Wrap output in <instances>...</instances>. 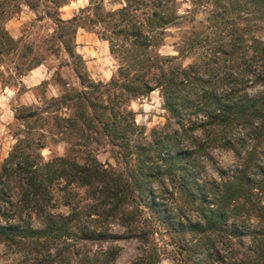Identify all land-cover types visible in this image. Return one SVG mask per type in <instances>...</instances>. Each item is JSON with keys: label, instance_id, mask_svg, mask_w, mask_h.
Returning a JSON list of instances; mask_svg holds the SVG:
<instances>
[{"label": "trees", "instance_id": "16d2710c", "mask_svg": "<svg viewBox=\"0 0 264 264\" xmlns=\"http://www.w3.org/2000/svg\"><path fill=\"white\" fill-rule=\"evenodd\" d=\"M89 3L86 22L54 20L79 88L13 109L14 144L0 160L10 264H116L123 239L143 245L128 264H158L156 236L171 242V264H264V0H189L182 14L176 0ZM98 25L118 60L105 83L75 51L77 29ZM169 29L175 53L161 54ZM15 48L0 23V55ZM154 91L164 122L146 134L129 103ZM60 142L63 155L43 157Z\"/></svg>", "mask_w": 264, "mask_h": 264}, {"label": "rangeland", "instance_id": "374dc122", "mask_svg": "<svg viewBox=\"0 0 264 264\" xmlns=\"http://www.w3.org/2000/svg\"><path fill=\"white\" fill-rule=\"evenodd\" d=\"M90 0H68L67 4L56 10L53 5L42 0H8L7 18L0 14V23L16 42L15 50L5 51L0 55V160L5 158L14 144L12 138L14 123V108L21 105H32L43 98L61 96L67 87L79 88L75 75L76 66L62 50V45L56 39L55 18L67 20L78 17L77 22H86L94 18V11L87 10L92 5ZM101 10H115L122 6L123 0H92ZM179 13L189 7V0H176ZM30 4L34 9H30ZM92 8V7H91ZM17 12V13H16ZM204 14L199 11L194 17V25H200ZM101 26L78 28L75 34V51L83 61L87 77L94 82H108L117 73L118 60L109 52L108 44L102 40ZM169 34L161 54H174L173 43L176 39V29H169ZM264 39V35H262ZM40 64L34 71H28L32 65ZM82 64V62H81ZM38 88V89H37ZM129 109L134 113L135 123L150 130L164 122L165 111L162 109L161 98L156 91L145 97H140L129 103ZM66 144L60 142L42 150L44 158L51 155H63ZM108 154L99 149L98 159L104 162ZM214 157L220 166H228L231 162L228 154L214 151ZM210 174L211 172L208 171ZM64 210V209H63ZM116 233L122 232L119 227H113ZM156 251L161 260L158 264H171L175 255L168 237L164 241L156 236ZM119 247L116 264H128L140 254L143 245L135 239L120 240L114 243ZM14 257H9L0 245V264H10Z\"/></svg>", "mask_w": 264, "mask_h": 264}, {"label": "crops", "instance_id": "0c3cea01", "mask_svg": "<svg viewBox=\"0 0 264 264\" xmlns=\"http://www.w3.org/2000/svg\"><path fill=\"white\" fill-rule=\"evenodd\" d=\"M35 68H36V67H35ZM30 71H32V72H33V71H34V69H32V70H30Z\"/></svg>", "mask_w": 264, "mask_h": 264}]
</instances>
